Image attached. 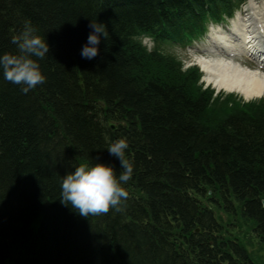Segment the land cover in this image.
<instances>
[{
    "label": "trees",
    "instance_id": "16d2710c",
    "mask_svg": "<svg viewBox=\"0 0 264 264\" xmlns=\"http://www.w3.org/2000/svg\"><path fill=\"white\" fill-rule=\"evenodd\" d=\"M242 1L0 0V54L26 23L49 44L43 84L0 72V264H261L245 243L264 247V100L214 96L140 40H189ZM90 20L109 32L91 60ZM167 20L176 36L156 39ZM122 137L134 169L119 210L62 204L75 164L122 171L107 151Z\"/></svg>",
    "mask_w": 264,
    "mask_h": 264
},
{
    "label": "clouds",
    "instance_id": "9594fccd",
    "mask_svg": "<svg viewBox=\"0 0 264 264\" xmlns=\"http://www.w3.org/2000/svg\"><path fill=\"white\" fill-rule=\"evenodd\" d=\"M89 28L87 42L82 46L80 54L91 60L98 55L99 45L108 38L109 32L106 25L97 20H90ZM36 32L34 26L26 23L11 38L17 52L0 54V72L3 78L20 85L23 92H28L46 80L38 60L49 53V44L46 38ZM128 147V141L123 137L107 147L109 154L119 160L122 171L118 175L111 164L81 162L75 164L74 171L60 176L61 203L71 206L84 217L107 213L110 207L119 210L118 205L128 196L123 184L131 179L134 169L133 163L126 158Z\"/></svg>",
    "mask_w": 264,
    "mask_h": 264
},
{
    "label": "bare ground",
    "instance_id": "6f19581e",
    "mask_svg": "<svg viewBox=\"0 0 264 264\" xmlns=\"http://www.w3.org/2000/svg\"><path fill=\"white\" fill-rule=\"evenodd\" d=\"M199 1H202L201 6L207 2V0ZM251 11L253 12L251 17L250 15L247 18L237 16L231 22V26L228 28L233 32V35L222 33L218 27V29L213 28L212 36L218 38V44L223 42L227 53L231 52L229 47L236 46L238 51H235L238 53L239 51L247 54L252 52L255 56L253 58L255 62H264V9L255 10L251 8ZM190 20L191 22L194 21L192 18ZM170 25L173 23L167 20L158 24L152 23L150 26L154 28L158 26L157 30L163 36L155 35V38L162 40L176 36L178 30ZM200 62L208 72L207 80L213 82L220 89L239 92L247 99L259 97L264 93V74L257 69L251 71L242 68L240 63L237 64L233 60L221 57L201 59Z\"/></svg>",
    "mask_w": 264,
    "mask_h": 264
},
{
    "label": "rangeland",
    "instance_id": "374dc122",
    "mask_svg": "<svg viewBox=\"0 0 264 264\" xmlns=\"http://www.w3.org/2000/svg\"><path fill=\"white\" fill-rule=\"evenodd\" d=\"M257 7H262L264 8V0H259L258 1V4H255ZM144 43H146L149 47H153L154 44H152L151 41H149L148 39L144 40ZM199 46H202V45H199ZM164 49L167 51V52H171V54H174L176 56H178L180 59H183L184 61H187L188 60V57H184V51L183 49H181L180 47H177V46H168V45H164L163 46ZM189 65V63H188ZM226 92V91H224ZM228 93V92H227ZM241 96V95H240ZM251 226H248V228H250ZM250 241V240H249ZM250 245V244H249ZM252 246V245H250ZM252 250H254V254H259V250H258V247L256 248V250L254 248H251ZM260 255H262L261 257V262L264 263V253H260Z\"/></svg>",
    "mask_w": 264,
    "mask_h": 264
},
{
    "label": "water",
    "instance_id": "95a60500",
    "mask_svg": "<svg viewBox=\"0 0 264 264\" xmlns=\"http://www.w3.org/2000/svg\"><path fill=\"white\" fill-rule=\"evenodd\" d=\"M110 126L111 128L115 129V124H111ZM263 205H264V201H263Z\"/></svg>",
    "mask_w": 264,
    "mask_h": 264
}]
</instances>
